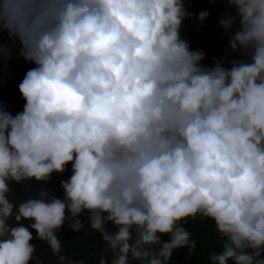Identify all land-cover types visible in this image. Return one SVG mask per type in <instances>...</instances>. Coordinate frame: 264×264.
Masks as SVG:
<instances>
[{
    "label": "clouds",
    "instance_id": "9594fccd",
    "mask_svg": "<svg viewBox=\"0 0 264 264\" xmlns=\"http://www.w3.org/2000/svg\"><path fill=\"white\" fill-rule=\"evenodd\" d=\"M224 6L237 55L208 65L182 36L186 0H0V66L33 65L22 109L0 100V264H42L33 239L85 264L58 235L85 218L97 264H169L195 249L197 217L217 234L208 264H264V0ZM30 181L37 194L17 202Z\"/></svg>",
    "mask_w": 264,
    "mask_h": 264
},
{
    "label": "trees",
    "instance_id": "16d2710c",
    "mask_svg": "<svg viewBox=\"0 0 264 264\" xmlns=\"http://www.w3.org/2000/svg\"><path fill=\"white\" fill-rule=\"evenodd\" d=\"M189 10L194 13L191 18H185L182 26V36L190 41L193 49L199 47L206 53L204 64H212L213 57L224 55L231 59L237 53L226 48L227 36L223 34L222 29L217 25V16L226 9L224 0H186ZM203 9H209L210 15L203 22L196 19L195 13ZM6 34L0 33V39H5ZM33 65L26 63L22 58L14 59L10 66L5 69L0 66V100L5 101L9 108L15 112L22 109L24 103L20 96L17 85L22 79L24 72ZM69 172L63 175L54 174L48 187L55 190L56 195L61 194L59 185L60 179L67 178ZM39 182L30 181L25 185L14 184L13 196L17 202L28 196L36 195ZM84 219V217H82ZM27 223V221H25ZM111 228V225H108ZM191 233V239L196 241V247L191 252L187 248L175 249L169 260V264H208V254L213 251H219L217 234L214 230V223L208 218L189 219L185 225ZM62 243V253L76 260L83 259L85 264H97L99 256L103 252V241L99 233L88 226L86 218L84 227L79 232H73L67 224L61 228L58 233ZM167 239L165 235L163 237ZM32 243L38 245L36 255L42 261V264H56V256L52 254L47 244L33 239Z\"/></svg>",
    "mask_w": 264,
    "mask_h": 264
}]
</instances>
